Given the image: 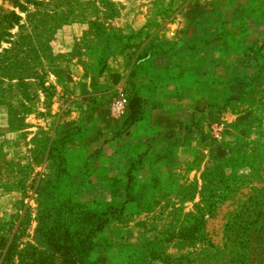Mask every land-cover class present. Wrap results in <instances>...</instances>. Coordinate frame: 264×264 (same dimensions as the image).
Listing matches in <instances>:
<instances>
[{"label": "rangeland", "instance_id": "rangeland-1", "mask_svg": "<svg viewBox=\"0 0 264 264\" xmlns=\"http://www.w3.org/2000/svg\"><path fill=\"white\" fill-rule=\"evenodd\" d=\"M0 264H264V0H0Z\"/></svg>", "mask_w": 264, "mask_h": 264}, {"label": "crops", "instance_id": "crops-1", "mask_svg": "<svg viewBox=\"0 0 264 264\" xmlns=\"http://www.w3.org/2000/svg\"><path fill=\"white\" fill-rule=\"evenodd\" d=\"M181 52L182 50L177 49L169 53L153 56L151 63L152 69L155 71L154 73L158 74L162 71L169 70L182 62L181 60H184V58L186 59ZM169 84L173 83H162V87L160 86L159 88L164 87L169 90ZM169 102L170 105L167 104L157 108L151 107L148 109V118L139 124L137 123L135 126V140L140 141L143 139L145 141H163V139L166 138V134H168V128L177 127V129H181L182 125H184L183 119L188 115L190 109L188 110L186 105L184 106L180 101Z\"/></svg>", "mask_w": 264, "mask_h": 264}, {"label": "trees", "instance_id": "trees-1", "mask_svg": "<svg viewBox=\"0 0 264 264\" xmlns=\"http://www.w3.org/2000/svg\"><path fill=\"white\" fill-rule=\"evenodd\" d=\"M253 236H254V234L253 233H251V232H249L248 234H247V239H251V238H253ZM247 243L248 241L247 240H243L242 241V243ZM242 246H240V248H241ZM244 248H246V250H247V248H249V245H244ZM252 250V249H251ZM237 252H238V254L240 253V251L239 250H237ZM245 253H247V251H245ZM252 253H254V252H252ZM248 254V253H247ZM241 255V254H240ZM249 255H250V253H249ZM253 255V254H252ZM252 255H250V256H252ZM241 257V256H240Z\"/></svg>", "mask_w": 264, "mask_h": 264}, {"label": "built area", "instance_id": "built-area-1", "mask_svg": "<svg viewBox=\"0 0 264 264\" xmlns=\"http://www.w3.org/2000/svg\"><path fill=\"white\" fill-rule=\"evenodd\" d=\"M122 105H123V102L118 101V102L114 103V108H115L117 111H121V110L123 109Z\"/></svg>", "mask_w": 264, "mask_h": 264}]
</instances>
